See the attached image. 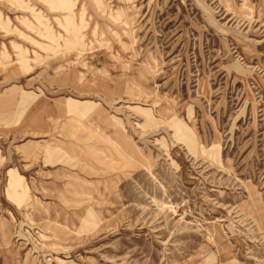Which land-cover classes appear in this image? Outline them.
I'll return each instance as SVG.
<instances>
[{
  "label": "rangeland",
  "instance_id": "obj_1",
  "mask_svg": "<svg viewBox=\"0 0 264 264\" xmlns=\"http://www.w3.org/2000/svg\"><path fill=\"white\" fill-rule=\"evenodd\" d=\"M0 264H264V0H0Z\"/></svg>",
  "mask_w": 264,
  "mask_h": 264
}]
</instances>
